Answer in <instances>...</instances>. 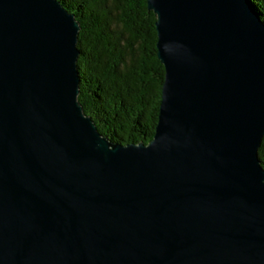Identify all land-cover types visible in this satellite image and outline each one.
<instances>
[{
  "label": "water",
  "instance_id": "obj_1",
  "mask_svg": "<svg viewBox=\"0 0 264 264\" xmlns=\"http://www.w3.org/2000/svg\"><path fill=\"white\" fill-rule=\"evenodd\" d=\"M154 134L113 143L77 100L79 25L0 0V264H264V22L249 0H146Z\"/></svg>",
  "mask_w": 264,
  "mask_h": 264
},
{
  "label": "trees",
  "instance_id": "obj_2",
  "mask_svg": "<svg viewBox=\"0 0 264 264\" xmlns=\"http://www.w3.org/2000/svg\"><path fill=\"white\" fill-rule=\"evenodd\" d=\"M79 25L77 100L113 143H147L157 123L164 68L146 0H58ZM264 22V0H249ZM115 21L119 30L112 28ZM264 169V135L258 148Z\"/></svg>",
  "mask_w": 264,
  "mask_h": 264
},
{
  "label": "rangeland",
  "instance_id": "obj_3",
  "mask_svg": "<svg viewBox=\"0 0 264 264\" xmlns=\"http://www.w3.org/2000/svg\"><path fill=\"white\" fill-rule=\"evenodd\" d=\"M112 28L116 29V30H119V26L116 25L115 21L113 20L112 22Z\"/></svg>",
  "mask_w": 264,
  "mask_h": 264
}]
</instances>
